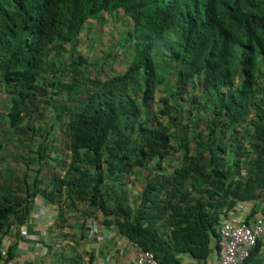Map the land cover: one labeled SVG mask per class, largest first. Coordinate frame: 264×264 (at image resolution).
I'll list each match as a JSON object with an SVG mask.
<instances>
[{"label":"trees","instance_id":"trees-1","mask_svg":"<svg viewBox=\"0 0 264 264\" xmlns=\"http://www.w3.org/2000/svg\"><path fill=\"white\" fill-rule=\"evenodd\" d=\"M115 13L127 20L123 42L132 46L122 74L79 82L83 60L75 53L71 80L45 81L56 71L46 59L50 49L71 45L89 22ZM158 68L175 76L174 90L165 87L159 99ZM260 80L264 0H0V91L11 101L9 128L23 131L24 123L35 132L28 123L38 95L51 90L68 100H53L51 109L66 119L70 152L62 177L0 196V264L13 259L16 242L5 254L2 244L26 222L37 196L76 212L81 205L94 219L100 214L101 224L115 226L158 264H181L179 255L205 262L228 213L264 202ZM156 102L166 124L147 121ZM135 169L144 181L137 203L130 201Z\"/></svg>","mask_w":264,"mask_h":264},{"label":"rangeland","instance_id":"rangeland-1","mask_svg":"<svg viewBox=\"0 0 264 264\" xmlns=\"http://www.w3.org/2000/svg\"><path fill=\"white\" fill-rule=\"evenodd\" d=\"M103 20L101 23L94 20L89 22L71 45L49 50L46 59L48 63L55 65L56 71L46 77V82H53L56 76L64 82L71 80L74 74L68 66L75 58V53H79L83 60V64L78 69L79 75H75L82 83L106 80L122 74L128 68L132 58V46L123 42L128 27L127 20L120 13L104 15ZM155 61L156 64L161 65V60L155 59ZM158 72L164 79V85L157 99L165 95L162 91L166 88L174 90L175 85L172 70L160 72L158 68ZM259 82L260 86H264V80ZM180 91V97L188 96L183 90ZM75 92L82 98L86 92L84 85L80 84ZM53 100L66 101L65 104L68 101L62 95H55L51 90L45 97L38 95L39 108L33 111L31 123H28L35 132L30 131L24 123L20 126L23 131H14L9 128L6 117L11 101L7 92L1 89L0 141L4 142V145L0 154V196L21 194L27 183H34L36 187L44 188L53 176L64 175L65 167L70 160L66 119L64 116L58 119L57 114L60 112L52 111ZM160 108L161 106L156 102L147 109L148 123L157 120L166 124L165 119L158 113ZM169 160L173 166H177L180 162L179 159L169 158ZM130 178L134 184H139L143 179L140 171L136 169L132 171ZM64 208L69 212L75 211L72 208ZM78 212L83 217L91 214L90 210L81 205ZM75 218L79 219L77 215Z\"/></svg>","mask_w":264,"mask_h":264},{"label":"crops","instance_id":"crops-1","mask_svg":"<svg viewBox=\"0 0 264 264\" xmlns=\"http://www.w3.org/2000/svg\"><path fill=\"white\" fill-rule=\"evenodd\" d=\"M143 182L142 179L139 184L135 183L131 202H138ZM78 213L37 196L26 222L13 229L17 236L9 235L17 245L13 259L7 264H132L136 250L115 226L101 224L100 214L94 219ZM257 218L264 220L262 201L237 204L226 220L238 224L242 221L251 223ZM210 251L205 262L193 260L188 255H179L178 260L181 264H215V241L211 242ZM245 264H264V234Z\"/></svg>","mask_w":264,"mask_h":264},{"label":"built area","instance_id":"built-area-1","mask_svg":"<svg viewBox=\"0 0 264 264\" xmlns=\"http://www.w3.org/2000/svg\"><path fill=\"white\" fill-rule=\"evenodd\" d=\"M263 234L264 220L262 218H257L251 223L242 221L238 224L223 220L219 226L215 264H245ZM12 239L7 238L2 244L4 254L14 242V238ZM126 242L136 250L132 264H158L152 253L140 249L127 239Z\"/></svg>","mask_w":264,"mask_h":264}]
</instances>
